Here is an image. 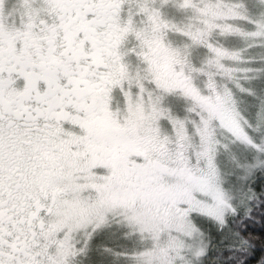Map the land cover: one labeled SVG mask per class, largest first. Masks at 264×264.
I'll return each instance as SVG.
<instances>
[{
  "label": "flooded vegetation",
  "instance_id": "flooded-vegetation-1",
  "mask_svg": "<svg viewBox=\"0 0 264 264\" xmlns=\"http://www.w3.org/2000/svg\"><path fill=\"white\" fill-rule=\"evenodd\" d=\"M142 1L0 0V264H57V191H93L106 218L147 210L152 221L169 206L154 186L197 191L189 163L153 156L115 110L124 72L139 66L135 57L149 58L163 82L154 94L185 96L227 123L168 55L164 38L142 45L141 35L163 37L149 30ZM111 221L101 228L112 243L99 247L115 257L136 235ZM76 250L73 257L85 255Z\"/></svg>",
  "mask_w": 264,
  "mask_h": 264
},
{
  "label": "rangeland",
  "instance_id": "rangeland-1",
  "mask_svg": "<svg viewBox=\"0 0 264 264\" xmlns=\"http://www.w3.org/2000/svg\"><path fill=\"white\" fill-rule=\"evenodd\" d=\"M244 3L142 1V8L148 11L149 30H160L163 35H141L142 45L164 38L160 42L168 55L191 77L201 99L205 103L214 101L227 123L219 122L209 109L185 96L154 94L163 83L159 73L146 62L149 58L135 57L141 62L135 68L131 64L124 72L115 100L116 113L130 131L139 133L154 151L153 156L189 163L198 172L200 185L197 191L178 184L154 186V192L169 198L166 213L158 221H152L147 210L106 218L105 208L100 206L103 200L93 191H57L60 240L59 247L52 249L57 264H100L109 256L101 245L111 244L109 239L114 238L107 227L101 226L113 219L118 228L136 235L135 246L130 242L132 249L115 256L117 264H203L211 242L209 229L233 232L229 218L247 211V198L241 201L240 193L245 195V184L256 169L264 168V126L245 116L257 113V119H264V71L257 70L264 65V0H259L258 15H250ZM149 79L155 84L146 83ZM240 89L246 96L241 105L235 100ZM247 156H251L250 161ZM190 211L195 212L187 216ZM75 245L85 252L84 256H72L77 251Z\"/></svg>",
  "mask_w": 264,
  "mask_h": 264
},
{
  "label": "trees",
  "instance_id": "trees-1",
  "mask_svg": "<svg viewBox=\"0 0 264 264\" xmlns=\"http://www.w3.org/2000/svg\"><path fill=\"white\" fill-rule=\"evenodd\" d=\"M244 2L250 15L260 13L259 0H244ZM257 70L264 71V65L261 64ZM244 97H246L245 93L240 89L235 100L241 105ZM262 106L264 108V104ZM245 116L247 120L260 125L261 128L264 126V119L261 121L257 119V113ZM250 159L251 156H247V160ZM245 186L247 190L244 196L240 193V200L247 198V211L238 212L229 218V226L233 230L231 233L209 229H212L211 242L207 249V262L203 264H264V168H257ZM209 230L206 229V232L210 233ZM115 260L113 253L109 252V256L100 264H117ZM90 264L96 263L90 262Z\"/></svg>",
  "mask_w": 264,
  "mask_h": 264
}]
</instances>
